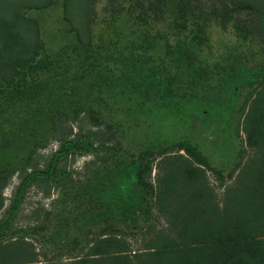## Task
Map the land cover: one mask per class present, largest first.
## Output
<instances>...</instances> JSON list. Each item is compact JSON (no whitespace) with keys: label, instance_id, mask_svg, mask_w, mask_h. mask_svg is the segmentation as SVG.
Returning <instances> with one entry per match:
<instances>
[{"label":"rangeland","instance_id":"obj_1","mask_svg":"<svg viewBox=\"0 0 264 264\" xmlns=\"http://www.w3.org/2000/svg\"><path fill=\"white\" fill-rule=\"evenodd\" d=\"M20 13L42 67L19 99L0 80V243L24 236L55 264L97 233L138 251L167 228L153 203L166 154L205 160L222 202L258 154L244 121L264 94V0H72L82 40L65 0Z\"/></svg>","mask_w":264,"mask_h":264},{"label":"trees","instance_id":"obj_2","mask_svg":"<svg viewBox=\"0 0 264 264\" xmlns=\"http://www.w3.org/2000/svg\"><path fill=\"white\" fill-rule=\"evenodd\" d=\"M51 1L0 0V80L6 86L16 85L9 95L12 99L21 98L27 87L34 90L20 76L42 67V59L35 60L42 48L36 22L20 10ZM71 3L65 0L66 16L82 40L68 15ZM253 105L244 131L246 143L257 147L258 154L243 164L221 203L206 178L205 160L166 154L160 159L162 166L157 165L153 203L167 228L149 234L134 252L116 233L92 234L82 255L67 257L65 264H264V94ZM6 173L1 172L0 178ZM53 263L42 259L24 236L0 243V264Z\"/></svg>","mask_w":264,"mask_h":264}]
</instances>
